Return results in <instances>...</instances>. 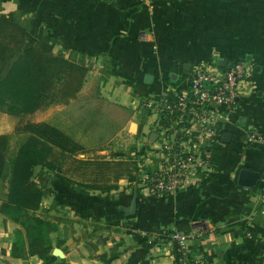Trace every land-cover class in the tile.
<instances>
[{"label": "crops", "instance_id": "crops-1", "mask_svg": "<svg viewBox=\"0 0 264 264\" xmlns=\"http://www.w3.org/2000/svg\"><path fill=\"white\" fill-rule=\"evenodd\" d=\"M9 12L25 26L29 45L43 28L54 54L87 68L74 98L35 111L33 121L58 128L87 156L131 157L138 171L132 181L124 176L107 180L116 186L103 191L36 167L33 180L46 195L29 213L57 225L50 234L52 250L47 260L13 256L22 227L0 213V264H180L175 232L188 236L187 260L264 264V142L247 141L251 131L264 135V0H0V14ZM218 59H244L249 72L235 108L219 123L210 163L190 183L151 196L140 180L159 169L174 122L160 119L141 102L184 91L192 73L202 68L215 73L228 66H218ZM147 74L151 77L145 80ZM83 92L95 93V100L120 116L114 132L100 143L81 128L76 114H64ZM0 133L9 135L15 151L23 134L1 127ZM225 133L230 137L223 140ZM125 138L128 147L120 143ZM205 141L201 138L200 145ZM241 168L259 172L256 187L237 185ZM134 191L136 212L126 216L123 208ZM5 193L1 188L0 200ZM21 247L27 250L26 239Z\"/></svg>", "mask_w": 264, "mask_h": 264}, {"label": "trees", "instance_id": "trees-1", "mask_svg": "<svg viewBox=\"0 0 264 264\" xmlns=\"http://www.w3.org/2000/svg\"><path fill=\"white\" fill-rule=\"evenodd\" d=\"M52 49L53 43L43 28L38 29L35 42L29 45L25 26L11 12L0 14V109L5 113L32 114L50 105L66 103L81 90L87 68L54 54ZM14 132L23 134L15 151L10 150L9 135L0 133V189L6 187L0 200V213L22 227V231H16L12 255L47 260L52 250L50 234L58 227L29 213L41 206L46 195L33 180L35 168L56 171L61 180L70 183L107 191L116 186L107 181L110 177L115 181L124 176L132 181L138 166L131 157L114 162H97L96 158L85 157L87 151L83 146L46 122L26 121L17 125ZM69 157L75 161V169L95 164L92 174L98 171L104 180L81 182L67 176L63 173V163ZM94 160L95 163L90 162ZM23 239H26V251L21 250Z\"/></svg>", "mask_w": 264, "mask_h": 264}, {"label": "built area", "instance_id": "built-area-1", "mask_svg": "<svg viewBox=\"0 0 264 264\" xmlns=\"http://www.w3.org/2000/svg\"><path fill=\"white\" fill-rule=\"evenodd\" d=\"M244 59H236L223 70L215 73L200 70L192 73L184 91L160 97L144 99L142 107L149 109L160 119H169L174 127L168 129L162 151L163 160L159 169L145 174L140 187L151 196L173 192L190 183L193 174L206 169L210 163V147L218 138L219 123L224 113L232 111L239 96V86L247 73ZM196 127V128H194ZM201 138L205 144L200 145ZM248 142H264V135L251 131ZM264 213V191L261 195ZM182 252L180 264H206L203 259L188 263L184 254L188 236L172 235Z\"/></svg>", "mask_w": 264, "mask_h": 264}, {"label": "rangeland", "instance_id": "rangeland-1", "mask_svg": "<svg viewBox=\"0 0 264 264\" xmlns=\"http://www.w3.org/2000/svg\"><path fill=\"white\" fill-rule=\"evenodd\" d=\"M202 70H204L205 72L213 73L212 71H208L205 68H202ZM246 71L247 73L249 72V70H246ZM246 74L243 80H246V76H247ZM86 91H87V88H86ZM83 93L84 94H82L75 102H73V105L71 104L70 106L67 107V110H65L64 114L65 116L76 114L77 115L76 119L80 123L81 128L88 129L93 134V137L95 138V140L98 143H100L103 140H106L108 138L107 136H109L110 133L112 134V132H114V129L118 126V122H119L117 119L120 116L118 112L107 107L105 104H103V102H99V100H95L96 99L95 93L93 94L91 93L90 95L86 92H83ZM33 117H35V115L33 116V113L28 114V115H10V114L5 113L3 109H0V127L4 129L11 128V130L14 131L17 125H21L26 121H33ZM51 124L55 125L54 123H51ZM55 126H57V124ZM128 138L127 139L125 138L124 139L125 141L122 139L123 141L120 143H124L126 147H128L130 144L128 142ZM112 155L110 154L109 157H106L107 155L97 153L94 156L85 155V157L96 158L97 162L117 161V160L110 159L112 158ZM115 156L116 157L114 158H117L118 156L127 157L126 155H123V154H115ZM79 157L83 158L84 156L79 155ZM96 161L94 160L90 162L95 163ZM74 162L75 161H73V158L69 157L66 159V161L63 163V173L64 174L74 179H77L81 182L88 181L91 179L98 180L100 182L104 180L103 176L101 177V174L100 173L98 174V171L92 174L91 172L93 169L92 167H96L95 164H86V165L84 164V165H80L79 168L77 167L75 169ZM109 179H111V177Z\"/></svg>", "mask_w": 264, "mask_h": 264}, {"label": "water", "instance_id": "water-1", "mask_svg": "<svg viewBox=\"0 0 264 264\" xmlns=\"http://www.w3.org/2000/svg\"><path fill=\"white\" fill-rule=\"evenodd\" d=\"M246 59H249V57H247ZM216 64L218 66L223 67V66H226V65L229 66L230 62H228L225 59H218L216 61ZM190 66H191L190 63H186V64H184V69L186 71H189L190 70ZM176 76L177 75L172 73L171 74V79L175 80ZM150 77H151V75H149V74L145 75V80H148ZM228 137H230L229 133H225L222 136L223 140H226V138H228ZM259 178H260L259 172L251 170V169H248V168H241L238 171V174H237V185L239 187L253 188V187L257 186ZM136 206H137V192L134 191L130 204L127 207L123 208L124 214L126 216L134 215L135 212H136Z\"/></svg>", "mask_w": 264, "mask_h": 264}]
</instances>
